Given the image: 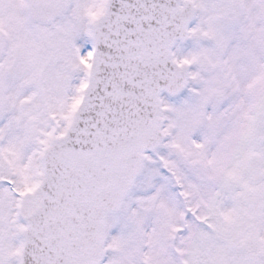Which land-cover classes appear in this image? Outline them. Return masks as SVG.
I'll list each match as a JSON object with an SVG mask.
<instances>
[{
	"label": "snow or ice",
	"instance_id": "1",
	"mask_svg": "<svg viewBox=\"0 0 264 264\" xmlns=\"http://www.w3.org/2000/svg\"><path fill=\"white\" fill-rule=\"evenodd\" d=\"M0 264H264V0H0Z\"/></svg>",
	"mask_w": 264,
	"mask_h": 264
}]
</instances>
